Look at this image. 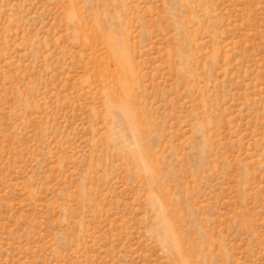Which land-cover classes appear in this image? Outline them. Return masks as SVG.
Masks as SVG:
<instances>
[{
  "label": "rangeland",
  "instance_id": "1",
  "mask_svg": "<svg viewBox=\"0 0 264 264\" xmlns=\"http://www.w3.org/2000/svg\"><path fill=\"white\" fill-rule=\"evenodd\" d=\"M0 264H264V0H0Z\"/></svg>",
  "mask_w": 264,
  "mask_h": 264
}]
</instances>
